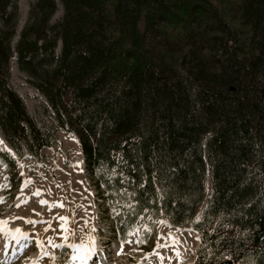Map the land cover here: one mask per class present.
I'll use <instances>...</instances> for the list:
<instances>
[{"label":"trees","instance_id":"trees-1","mask_svg":"<svg viewBox=\"0 0 264 264\" xmlns=\"http://www.w3.org/2000/svg\"><path fill=\"white\" fill-rule=\"evenodd\" d=\"M0 0V128L18 156L51 146L11 61L74 132L125 241L165 216L198 256L264 264V0ZM3 151V150H1ZM212 190L199 220L195 215Z\"/></svg>","mask_w":264,"mask_h":264},{"label":"rangeland","instance_id":"rangeland-1","mask_svg":"<svg viewBox=\"0 0 264 264\" xmlns=\"http://www.w3.org/2000/svg\"><path fill=\"white\" fill-rule=\"evenodd\" d=\"M35 1L18 0L19 21L14 43L27 20L29 8ZM56 2L58 8L53 20H58L63 14L62 2ZM9 81L25 99L37 123L54 130L56 140L38 154L24 146V155L20 157L0 128V185H7L0 189V198L4 199L0 203V220L10 221L7 227L10 226L12 230L18 228L29 234L27 240L22 238L13 241L8 247H5L7 237L0 235V264H33L41 255L37 246L40 241L58 258L56 264H59L63 250L53 248L47 243L49 237L56 244L64 243L62 221L59 217H68L66 227L75 233L74 237H69V243L89 244V236L95 238V244L98 245L96 256L89 264H169L170 261L176 263L182 256H185L184 261L187 264L196 260L199 248L197 231L190 225L175 226L165 216L158 219L152 228L146 224L136 225L130 231L135 234L129 235L125 240H130L131 243L119 240L112 227L113 211L106 199L98 193L95 179L86 171L84 160L79 158L77 149L81 152L82 150L77 135L59 126L54 113L48 107L46 97L19 68L16 58L11 61ZM26 181L31 183L25 186ZM207 182L208 192L195 220L201 218L202 208L211 191L209 177ZM61 204L63 207L58 206ZM27 219L38 223L29 224ZM45 222H51L48 231H45L49 227ZM172 238H175L176 244L171 243ZM140 239L145 242L138 243ZM157 244L169 246L157 249ZM155 251L159 255L149 259L147 256ZM227 257L226 254L217 257L209 254L204 264ZM40 264H53V261L45 257L40 260ZM74 264H80L79 260Z\"/></svg>","mask_w":264,"mask_h":264},{"label":"snow or ice","instance_id":"snow-or-ice-1","mask_svg":"<svg viewBox=\"0 0 264 264\" xmlns=\"http://www.w3.org/2000/svg\"><path fill=\"white\" fill-rule=\"evenodd\" d=\"M0 143H2V141H0ZM28 183H31V181H26L25 182V186H27ZM7 185H0V189L6 187ZM4 199L0 198V203H3ZM42 203H47L46 201H42ZM19 206V205H17ZM53 206H57V205H53ZM60 207H63V205H58ZM19 218V217H18ZM19 219H24V218H19ZM58 219H60L62 221L61 223V231L62 233H64V235L62 236V239L64 240V243H60V244H56L54 242V239L49 237L48 238V245H50L53 248H59L62 249V254L59 257V264H74L75 261L79 260L80 264H89V261L92 260V258L96 255V247H95V238L92 237L91 235L89 236V244H85V243H80V244H74V243H69V237H74L75 233L74 231H70L67 227H66V223L69 221L68 217H59ZM27 223L29 224H35L38 223V221H33L30 219L26 220ZM74 222V221H72ZM10 223V221L8 220H0V235L5 236V237H10L11 239L17 240L19 238H23L25 240L28 239L29 234L25 233L22 229H15L12 230L10 228L7 227V225ZM46 224L49 225L48 228L45 229V231H48L50 228V223L51 222H45ZM162 223V222H161ZM92 231H95L94 229ZM134 232H130L128 235H134ZM128 243H131L130 240L125 241ZM138 243H144L145 241L143 239H140L137 241ZM172 244H176L177 241L175 240V238H172L171 240ZM38 248L41 251V255L39 257V259L35 260L33 262V264H40V260L48 257L49 259H51L53 261V264H56L57 261V257L52 255L45 247H44V242L40 241L38 243ZM169 245H161V244H157V249H159L160 247H167ZM149 255H159L158 252H154L152 254ZM177 255H179V253H177ZM163 258L161 257V260Z\"/></svg>","mask_w":264,"mask_h":264},{"label":"bare ground","instance_id":"bare-ground-1","mask_svg":"<svg viewBox=\"0 0 264 264\" xmlns=\"http://www.w3.org/2000/svg\"><path fill=\"white\" fill-rule=\"evenodd\" d=\"M78 150V154H79V158H81V160H84V155L82 154V152L79 150V148L77 149ZM82 164H83V161H82ZM82 166V165H81ZM83 168V167H82ZM78 173V172H77ZM209 185H210V187H211V178L209 177ZM80 187V185L78 184V188ZM58 210V209H57ZM9 228H11L10 226H9ZM16 229H18V228H16ZM197 233H198V237H197V242L199 243L200 242V238H199V232L197 231ZM20 240L22 239V238H19ZM18 239V240H19ZM13 241H16V240H14V239H11L10 237H7V245L5 246V247H8V246H10V245H12V242ZM11 243V244H10ZM97 246L98 245H96L95 244V247H96V249H97ZM156 252V251H155ZM154 253V252H153ZM96 256V255H95ZM95 256H94V258H95ZM156 255H148L147 257H149V259L150 258H152V257H155ZM184 257L185 256H182V257H179L178 258V261L176 262V263H172L171 261L169 262V264H187L185 261H184Z\"/></svg>","mask_w":264,"mask_h":264},{"label":"water","instance_id":"water-1","mask_svg":"<svg viewBox=\"0 0 264 264\" xmlns=\"http://www.w3.org/2000/svg\"><path fill=\"white\" fill-rule=\"evenodd\" d=\"M208 173L210 174V170L208 171ZM207 202H208V200L206 201V203ZM211 264H233V262L230 259L225 258V259H222L220 261H213Z\"/></svg>","mask_w":264,"mask_h":264}]
</instances>
